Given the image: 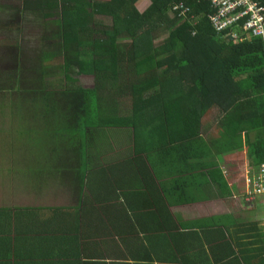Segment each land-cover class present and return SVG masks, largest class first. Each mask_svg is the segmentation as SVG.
<instances>
[{"label":"crops","instance_id":"crops-1","mask_svg":"<svg viewBox=\"0 0 264 264\" xmlns=\"http://www.w3.org/2000/svg\"><path fill=\"white\" fill-rule=\"evenodd\" d=\"M150 3L139 0L135 7L143 13ZM97 21L111 25L110 18ZM129 75L124 72L123 78ZM129 100H120L129 109L126 119ZM162 108L154 97L146 118L161 116ZM32 122L27 123L34 129L31 136H18L16 156L23 168L18 161L15 169H8L9 163L2 167L0 156V178L25 177L18 206L0 182V264H257L264 258V225L241 217L247 211L244 178L256 171L254 159L244 139L240 150H214L212 140L219 143L222 136L211 135L220 128L215 118L203 121L199 137L208 144L207 156L189 161L164 131L145 129L135 144L126 127L96 133L78 160L57 147L58 136L38 137L42 122ZM6 134L0 132V140L15 139ZM198 142L187 149L192 155ZM204 164L218 169L197 171ZM14 209L20 216L8 215ZM257 209L264 216V199Z\"/></svg>","mask_w":264,"mask_h":264},{"label":"trees","instance_id":"trees-1","mask_svg":"<svg viewBox=\"0 0 264 264\" xmlns=\"http://www.w3.org/2000/svg\"><path fill=\"white\" fill-rule=\"evenodd\" d=\"M138 1L20 0L24 13L53 25L54 41L37 52L32 80L23 77L24 105H33L30 117L43 125L37 136H58L57 147L69 149L79 160L96 133L126 127L136 144L145 129L164 131L167 140L180 143L175 149L182 148L189 161L207 156L208 144L199 137L204 135L205 119L215 118L220 128L211 135L221 138L216 144L212 140L214 150L221 154L225 148L240 150L244 139L257 171L264 163L261 39L234 43L218 38L207 19L210 0H150L143 13L135 7ZM258 1L264 5V0ZM179 3L191 9L195 24L170 14ZM98 16L110 18L111 25L97 21ZM165 33L164 41L154 45ZM122 38L130 42L119 44ZM72 70L94 76V87L79 86L68 74ZM124 72L131 75L123 78ZM56 74H63L70 85L51 88L47 78ZM127 97L131 115L126 119L129 109L120 100ZM154 97L162 101V113L148 119ZM31 132L33 127H28L22 134ZM197 139L198 150L192 155L187 149L197 146ZM214 169L218 165L204 164L197 171ZM8 215L20 216V209L9 210ZM257 227L254 223L252 229ZM260 259L257 264H264Z\"/></svg>","mask_w":264,"mask_h":264},{"label":"rangeland","instance_id":"rangeland-1","mask_svg":"<svg viewBox=\"0 0 264 264\" xmlns=\"http://www.w3.org/2000/svg\"><path fill=\"white\" fill-rule=\"evenodd\" d=\"M166 36L167 33L163 34L162 39ZM119 40L130 39L122 38ZM53 41V25L51 22L42 20L38 16L24 13L20 0H0V122L3 123V128L0 129V132H7L6 137L15 138L13 140L10 138L0 140V156L4 154L3 162L1 161L2 167H7V163H9L8 169H15L14 164L16 165L19 160L16 156V151L20 152L18 136L20 137V134L22 136H30L22 134L24 128L29 127L27 123L31 126L34 123L30 117L34 109L33 105H24L23 91L25 86H23V77L27 81L32 80L37 67V52L50 46ZM69 73L76 78L79 86L92 88L95 84V78L91 75H79L75 70ZM20 75H22L21 78H19ZM47 82L51 88L57 87V85H70V83L65 82L63 74L49 76ZM77 84L75 83V85ZM16 126H20V128ZM11 144L15 145L9 146ZM26 152L29 154L27 149ZM21 156L22 153H20ZM24 156L26 155L24 154ZM21 164H24L23 161L20 163L18 161L17 167L20 169L23 168ZM233 171L235 172L237 169L232 168L230 172ZM1 177L0 182H2L4 189L7 188L12 204L14 206L20 205V186L24 182L25 177L23 180L16 176H10L8 180L5 178L7 177L5 174ZM244 195L245 191L243 189V200ZM262 200L263 198H257L252 203L253 206L243 201L249 213L245 211L241 217L244 220H258L260 225H264V216L257 209ZM238 211L235 210V213Z\"/></svg>","mask_w":264,"mask_h":264},{"label":"built area","instance_id":"built-area-1","mask_svg":"<svg viewBox=\"0 0 264 264\" xmlns=\"http://www.w3.org/2000/svg\"><path fill=\"white\" fill-rule=\"evenodd\" d=\"M210 7L207 19L218 38L234 43L259 38L264 48V5L258 0H210ZM170 14L196 23L191 9L182 3L174 4ZM243 184L245 203L253 206L257 198L264 199V163L248 174Z\"/></svg>","mask_w":264,"mask_h":264}]
</instances>
